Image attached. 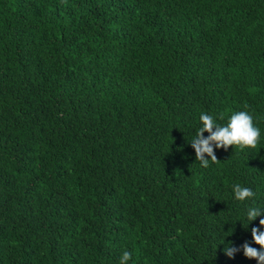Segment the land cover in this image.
I'll return each instance as SVG.
<instances>
[{"label": "trees", "instance_id": "16d2710c", "mask_svg": "<svg viewBox=\"0 0 264 264\" xmlns=\"http://www.w3.org/2000/svg\"><path fill=\"white\" fill-rule=\"evenodd\" d=\"M240 111L257 146L201 167V114ZM249 207L264 0H0V264H258L224 252L259 248Z\"/></svg>", "mask_w": 264, "mask_h": 264}, {"label": "clouds", "instance_id": "9594fccd", "mask_svg": "<svg viewBox=\"0 0 264 264\" xmlns=\"http://www.w3.org/2000/svg\"><path fill=\"white\" fill-rule=\"evenodd\" d=\"M223 118V117H221ZM201 127L197 130L195 137L190 142L195 149L196 160L201 162V167L209 166L210 157L212 162H216L217 156L215 148L227 150L234 146L241 152L249 148H255L259 143L260 129L255 126L253 117L246 111L235 112L231 115L226 125H219L213 116L202 113L200 116ZM209 133L205 138L204 133ZM234 198L237 201L245 202L255 196V192L240 184L233 185ZM264 216V210L257 207H249L247 218L250 222L257 217ZM259 225L264 227V218L259 220ZM252 242L259 245V248L251 246L250 242H245L240 248L232 246L225 247L224 252L230 258H234L235 253L243 250V254L248 259H255L258 264H264V231L260 227L251 229ZM131 253L124 251L119 264H128Z\"/></svg>", "mask_w": 264, "mask_h": 264}]
</instances>
